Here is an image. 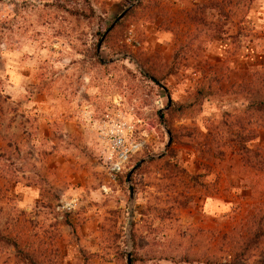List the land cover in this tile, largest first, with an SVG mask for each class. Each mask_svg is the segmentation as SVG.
Returning <instances> with one entry per match:
<instances>
[{"label":"rangeland","instance_id":"374dc122","mask_svg":"<svg viewBox=\"0 0 264 264\" xmlns=\"http://www.w3.org/2000/svg\"><path fill=\"white\" fill-rule=\"evenodd\" d=\"M256 70L264 0H0V264H264Z\"/></svg>","mask_w":264,"mask_h":264},{"label":"built area","instance_id":"2783aa9c","mask_svg":"<svg viewBox=\"0 0 264 264\" xmlns=\"http://www.w3.org/2000/svg\"><path fill=\"white\" fill-rule=\"evenodd\" d=\"M118 128L111 133H102L101 138L105 144L103 149V157L108 164V175L113 182H117V175L123 173L127 163L134 150L133 142H131L132 127L127 122H119ZM107 191V187L103 186Z\"/></svg>","mask_w":264,"mask_h":264},{"label":"trees","instance_id":"16d2710c","mask_svg":"<svg viewBox=\"0 0 264 264\" xmlns=\"http://www.w3.org/2000/svg\"><path fill=\"white\" fill-rule=\"evenodd\" d=\"M117 24H118V22H117ZM116 24V25H117ZM114 28V27H113ZM109 30H111V29H109ZM110 32V31H109ZM108 32V33H109ZM105 35V34H104ZM103 35V36H104ZM103 36H102V38H103ZM107 38V35H106V37H105V39ZM104 39V40H105ZM102 40V39H101ZM104 40L102 41V42H104ZM255 76H256V78L258 79V83H257V93H264V73H261V70H256L255 71ZM153 81L154 82H156V83H158V80H157V78H154L153 77ZM254 110L257 112V113H264V101H259V102H257V104L254 106ZM261 236H264V234L263 235H261ZM253 243H250V245H246V246H241V247H239L238 248V250H235V251H237L238 253H240L239 254V256H240V260H238V263H241V264H245L244 263V261H246V259H248L249 258V256H250V254H252V253H254L253 251V249H255L256 248V244L258 243V241H257V235L255 234L254 235V238H253ZM14 247L15 248H17V244H14ZM231 249H236V246H233ZM235 257V256H234ZM230 264H232V262L230 263Z\"/></svg>","mask_w":264,"mask_h":264},{"label":"water","instance_id":"95a60500","mask_svg":"<svg viewBox=\"0 0 264 264\" xmlns=\"http://www.w3.org/2000/svg\"><path fill=\"white\" fill-rule=\"evenodd\" d=\"M134 7V5L133 6H130L128 9H126L115 21H114V23H113V25H112V27L111 28H113L116 24H117V22L118 21H120L122 18H124V16L128 13V11L131 9V8H133ZM110 30H108L106 33H105V35L103 36V38H102V41L105 39V37H106V35L108 34V32H109ZM101 44H102V42L100 43V46H101ZM160 118L162 119V122H163V117H162V111L160 112ZM164 128H165V130H166V132H167V134H168V137H169V140H168V144H167V147L165 148V151H164V153L163 154H161V155H159V156H150V157H148L147 159H149V160H151V159H155V158H161V157H163L164 155H165V153L168 151V149L170 148V146H171V144H172V133H171V131L166 127V126H164ZM146 161V159H144V160H142V161H140L139 162V164L138 165H136L134 168H133V170L131 171V173H130V176L132 175V173L137 169V167L139 166V165H142L144 162ZM130 176H129V179H130ZM130 193H131V203H130V212H129V227H131L132 226V224H133V220H134V210H133V202H134V188H133V186L130 184ZM129 232H130V230H129ZM128 238H130V235H128ZM128 264H132V262H131V252L129 251L128 252Z\"/></svg>","mask_w":264,"mask_h":264},{"label":"crops","instance_id":"0c3cea01","mask_svg":"<svg viewBox=\"0 0 264 264\" xmlns=\"http://www.w3.org/2000/svg\"><path fill=\"white\" fill-rule=\"evenodd\" d=\"M83 189H84L83 186L79 187L76 190H74V188H73L72 190H74V192L72 195H74V198H69V200H72V201L77 200V198H75V197H78V195L81 193V191H83ZM208 207H211V202H208ZM246 260H249V259H246ZM244 263H248V261H244ZM222 264H230V262L224 261ZM257 264H261V262H257Z\"/></svg>","mask_w":264,"mask_h":264}]
</instances>
